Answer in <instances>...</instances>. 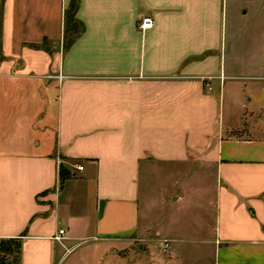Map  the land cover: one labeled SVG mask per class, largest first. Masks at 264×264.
Listing matches in <instances>:
<instances>
[{"label": "crops", "instance_id": "obj_1", "mask_svg": "<svg viewBox=\"0 0 264 264\" xmlns=\"http://www.w3.org/2000/svg\"><path fill=\"white\" fill-rule=\"evenodd\" d=\"M5 80L33 84L16 87L31 133L0 148V239L21 238L19 264H264V0H0ZM183 166L213 175L203 236L173 224L184 192L166 226L149 189L141 208V174Z\"/></svg>", "mask_w": 264, "mask_h": 264}, {"label": "rangeland", "instance_id": "obj_2", "mask_svg": "<svg viewBox=\"0 0 264 264\" xmlns=\"http://www.w3.org/2000/svg\"><path fill=\"white\" fill-rule=\"evenodd\" d=\"M74 32L75 30L72 31L69 28V24H68L66 29V37L69 39ZM21 82L23 83L20 84ZM25 83H29V81H25V80L24 81L5 80L3 82L0 81V86L1 85L2 87L6 86L5 88L7 91L6 94L0 93V140L2 139V137L6 136L7 140L9 141L3 143L0 142V148L2 144L7 146L17 144V142H14V140H16L17 138H21L26 134L31 133L30 131H28V127L26 126L27 119L26 117L23 116L24 112H22L23 110H26L25 107H27V105L25 102H27V99L30 97V95H26L24 91H20L18 90V88L16 90V87L18 86L27 87L33 85V84L24 85ZM3 102H5L7 105L1 108ZM36 121L38 122V120ZM45 122L47 123L48 120L43 121V119L41 120L39 119L37 125L39 126V128H41ZM30 130H32L31 127ZM48 133H52V132L49 131ZM187 170L188 168L183 166V168H180L181 172H179V174L174 178H171L167 173L162 174V176L160 174L151 175L149 183L145 172L142 173L140 176V186L142 192L141 208L142 210H145L147 197H148L147 190L149 189V200L150 202H153L151 209V216L154 219L153 221L154 225L158 224V222L160 223V220L163 219L162 218L163 212H165L166 219L164 226H166L168 216L173 213V211L171 212V209L175 210L174 207L170 206L173 205V202H171V199H169L170 194L168 192L170 190L171 191L177 190L180 193L184 192L186 193V198L178 205L179 206L178 209H180V212L178 213L179 214L178 217L180 218V221L175 220L173 224L175 226L178 225L181 226V229L185 233L187 232L188 235L196 236L201 234V236H203L206 227L204 228L203 221L199 222V220L194 219L193 211H194V207L196 206V201L198 199L200 200L202 199V197L200 198L199 194L202 192V190L207 192L208 187H210V184L213 183V177H212L213 175L212 173H201L199 175L194 173L192 176H190ZM189 176L190 178L188 179ZM163 191L164 193H162ZM162 198H167L165 200L167 201V203H165V201H162L163 200ZM167 213L169 214L168 216ZM155 230L156 229H152L151 233L149 234L147 233L143 238L145 239L146 242L149 243V246L153 249V251H160L162 254H164L165 252H163L162 249H158L157 245L153 243L156 238ZM13 257L14 255H12V258ZM8 262H10V260H8ZM67 263L68 261H65L63 264H67Z\"/></svg>", "mask_w": 264, "mask_h": 264}, {"label": "trees", "instance_id": "obj_3", "mask_svg": "<svg viewBox=\"0 0 264 264\" xmlns=\"http://www.w3.org/2000/svg\"><path fill=\"white\" fill-rule=\"evenodd\" d=\"M70 172L63 166L60 169V180L64 181ZM21 251V238L0 239V264H19ZM12 255L14 257L12 258ZM10 260V262H8Z\"/></svg>", "mask_w": 264, "mask_h": 264}, {"label": "built area", "instance_id": "obj_4", "mask_svg": "<svg viewBox=\"0 0 264 264\" xmlns=\"http://www.w3.org/2000/svg\"><path fill=\"white\" fill-rule=\"evenodd\" d=\"M154 23H155V20L152 17L150 16L145 17L140 24V28L142 30L150 29L154 26ZM59 77H61V75ZM78 168L82 170L83 166H79ZM67 234H68L67 230L64 228H61L59 229L58 234L55 236V238L61 241L67 237ZM169 249H170V243L169 241L165 240L162 245V251L168 252Z\"/></svg>", "mask_w": 264, "mask_h": 264}]
</instances>
